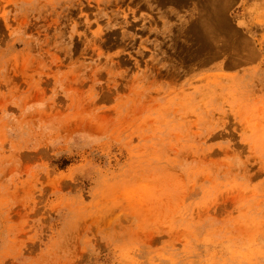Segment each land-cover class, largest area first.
I'll return each mask as SVG.
<instances>
[{
    "label": "rangeland",
    "instance_id": "374dc122",
    "mask_svg": "<svg viewBox=\"0 0 264 264\" xmlns=\"http://www.w3.org/2000/svg\"><path fill=\"white\" fill-rule=\"evenodd\" d=\"M0 264H264V0H0Z\"/></svg>",
    "mask_w": 264,
    "mask_h": 264
},
{
    "label": "bare ground",
    "instance_id": "6f19581e",
    "mask_svg": "<svg viewBox=\"0 0 264 264\" xmlns=\"http://www.w3.org/2000/svg\"><path fill=\"white\" fill-rule=\"evenodd\" d=\"M238 41V40H237ZM233 45V44H232Z\"/></svg>",
    "mask_w": 264,
    "mask_h": 264
}]
</instances>
